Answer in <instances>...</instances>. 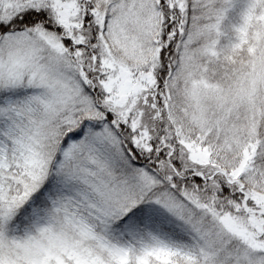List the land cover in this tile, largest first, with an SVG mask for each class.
<instances>
[{
	"label": "snow or ice",
	"instance_id": "obj_1",
	"mask_svg": "<svg viewBox=\"0 0 264 264\" xmlns=\"http://www.w3.org/2000/svg\"><path fill=\"white\" fill-rule=\"evenodd\" d=\"M235 3L0 0V264H264V0Z\"/></svg>",
	"mask_w": 264,
	"mask_h": 264
},
{
	"label": "clouds",
	"instance_id": "obj_2",
	"mask_svg": "<svg viewBox=\"0 0 264 264\" xmlns=\"http://www.w3.org/2000/svg\"><path fill=\"white\" fill-rule=\"evenodd\" d=\"M211 13V7H209L205 14H210ZM257 15H264V11L257 13ZM248 29L250 32L253 34L256 32H262L264 33V21H259V20H254L248 24ZM215 36L212 32H205L201 39L197 43L196 49L194 51L196 52V56L194 59V64L199 65L202 61H205L207 59L206 55L204 52L200 51L201 49H204L207 47L210 41L214 40ZM221 55H227L229 59H233L235 63L232 65L236 69H239L241 64L247 63V53L244 50H233L232 52H229L225 54L223 50H221Z\"/></svg>",
	"mask_w": 264,
	"mask_h": 264
},
{
	"label": "rangeland",
	"instance_id": "obj_3",
	"mask_svg": "<svg viewBox=\"0 0 264 264\" xmlns=\"http://www.w3.org/2000/svg\"><path fill=\"white\" fill-rule=\"evenodd\" d=\"M246 3H247V0H236V3H235L234 8L229 12L228 19L230 18L231 15L234 14L238 18L237 19V22H236V24H238L240 22L241 15H242L243 11L245 10ZM234 15H233V18H232L230 24H235V22H234L235 21Z\"/></svg>",
	"mask_w": 264,
	"mask_h": 264
},
{
	"label": "trees",
	"instance_id": "obj_4",
	"mask_svg": "<svg viewBox=\"0 0 264 264\" xmlns=\"http://www.w3.org/2000/svg\"><path fill=\"white\" fill-rule=\"evenodd\" d=\"M239 10H240V9H239ZM239 10H238V11H239ZM238 11H237V12H238ZM233 15H234V14H233ZM233 15H231L230 18L226 21V24H230V23H231V20H232V18H233ZM234 17H235V21H234V22H235V24H236L238 18H237L235 15H234Z\"/></svg>",
	"mask_w": 264,
	"mask_h": 264
}]
</instances>
